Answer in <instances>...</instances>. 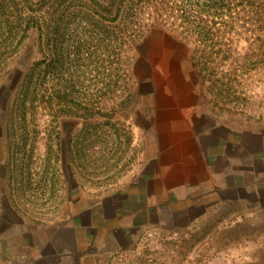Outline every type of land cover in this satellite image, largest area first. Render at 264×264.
I'll return each mask as SVG.
<instances>
[{"label":"rangeland","instance_id":"1","mask_svg":"<svg viewBox=\"0 0 264 264\" xmlns=\"http://www.w3.org/2000/svg\"><path fill=\"white\" fill-rule=\"evenodd\" d=\"M256 30L247 41L238 43L237 51L242 55L253 51L262 58L248 67L240 61L234 65L239 69V95L228 104H218L216 98L205 93L189 44L167 28L148 33L130 54L129 94L114 102L107 98L109 104H118L119 113L131 126V147L123 131L111 136L115 130L107 124L110 111L95 127H83L70 118H60L57 123L52 108L42 115L37 113L36 118L34 112L27 113V123H20L23 115L17 102L24 97L22 85L39 59L37 34L30 32L0 79V204H8L16 211V219L26 221L20 228L15 261L58 264L60 246L50 247L46 240L55 241L58 228L73 224L85 238L84 251L93 255L83 264H94L95 259H100L99 264H264V225L253 214L255 211L242 204L237 209L233 202L208 208L202 194L206 184L195 189L187 186L182 191L188 207L175 204V197L169 193L161 202L147 196L155 192L156 174L148 156L159 149L167 128L171 127L173 133L188 128L195 132L217 122L264 137V33ZM105 53L101 51L99 58L107 59ZM55 83L53 77L47 81L48 99ZM125 98L123 105L119 101ZM202 113L212 119L202 117ZM101 130L107 134L102 135L103 145L94 138ZM75 140L78 154L72 156L73 164L70 149ZM262 145L259 155L264 156V140ZM101 150L103 153H98ZM230 158L233 166L249 162L234 152ZM255 158L252 166L260 171L264 159ZM107 194H111V201L97 205ZM93 204V217L87 219L83 210ZM192 205L194 211L190 210ZM3 213L15 219L11 212L1 210ZM125 222L130 224V231L128 235L120 233L124 248L120 250L114 246L112 231H124L115 226ZM110 223H115L112 231L96 234L100 224L108 227ZM2 230L7 233V226ZM26 248L39 249L42 256L27 258L23 255ZM65 260L66 264H75L73 259Z\"/></svg>","mask_w":264,"mask_h":264},{"label":"trees","instance_id":"2","mask_svg":"<svg viewBox=\"0 0 264 264\" xmlns=\"http://www.w3.org/2000/svg\"><path fill=\"white\" fill-rule=\"evenodd\" d=\"M161 28L191 46L205 93L218 104H228L239 95V69L234 65L240 61L248 67L262 58L253 51L242 55L237 47L256 29L264 33V0H0V79L30 32L35 31L38 40L39 59L26 74L24 97L17 102L23 115L20 123H27V113L35 117L52 108L57 123L70 118L83 127H95L110 111L107 124L115 130L111 136L123 131L131 147V126L113 102L129 94L132 49ZM101 51L107 59L99 58ZM50 77L57 83L48 99ZM102 135L107 134L101 130L94 137L100 145ZM76 145L75 140L70 149L73 164ZM109 195L97 202H106ZM120 233L124 231H112L114 246L124 250Z\"/></svg>","mask_w":264,"mask_h":264},{"label":"crops","instance_id":"3","mask_svg":"<svg viewBox=\"0 0 264 264\" xmlns=\"http://www.w3.org/2000/svg\"><path fill=\"white\" fill-rule=\"evenodd\" d=\"M202 117L212 119L208 113H202ZM164 136L159 149L153 155L148 156V161L156 166L153 185L155 192L147 195L149 200L155 198L161 202L162 196L169 193L175 197V204L188 207V200L181 197L182 191L187 186H192L195 189L206 184V188L202 189V194L207 198L208 208L233 202L238 209L242 204L243 207L255 211L253 214H257L259 222H263L264 225V164L262 163L261 170L258 171L253 168L251 163L252 158L257 156L260 157V160L264 159L262 154L259 155L264 140L261 133H253L248 130L238 131L228 125L213 122L204 127L202 131L195 132L193 128H188L173 133V129L169 127ZM213 141L216 142L213 143ZM232 152L242 154V160L245 158L249 162L244 161L233 166L229 163L232 160L230 158ZM210 160L213 162L211 163ZM193 178L198 179L193 183L191 181ZM110 196L111 194L106 202H96V204H108L111 201ZM94 206L96 205L93 204L83 210L85 218L93 217L91 211L95 208ZM1 210L11 212L15 219L6 218L4 213L2 216ZM190 210L194 211L193 205ZM16 218V211L13 208H10L8 204L7 206L0 204V264H29V262L15 261V253L17 247L20 246V242L17 240L20 228L26 225L24 219ZM196 221L197 219L192 220L193 223ZM114 225L115 223H110L108 227H104L103 224H100L101 229H98L96 234L101 231L108 233L115 227H121L125 235L129 234V223L125 222L115 227ZM5 226L8 228L7 233L2 230ZM77 228L78 226L67 224L54 232L55 241L46 240V244L50 247L60 246L61 258L58 260V264H66L65 259H73L75 264H83L86 258H93L91 253L84 251L86 241L81 233L79 235ZM137 230L133 232L134 236ZM97 236L93 237L94 242H96ZM42 242L39 243L42 244ZM23 255L31 260H36L42 256V253L39 249L29 250L26 248ZM99 262L100 259H95L94 264H99Z\"/></svg>","mask_w":264,"mask_h":264}]
</instances>
